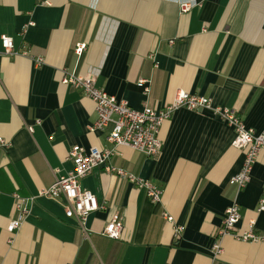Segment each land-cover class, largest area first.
<instances>
[{"label": "crops", "instance_id": "crops-1", "mask_svg": "<svg viewBox=\"0 0 264 264\" xmlns=\"http://www.w3.org/2000/svg\"><path fill=\"white\" fill-rule=\"evenodd\" d=\"M182 2L193 4L189 13H181ZM3 35L29 55H0V138L9 144L0 145V264H264V241L216 237L234 201L241 213L235 232L264 233V150L237 191L229 181L245 153L233 146L235 130L209 109L175 110L162 126L157 157L120 147L113 158L153 181L159 203L97 167L81 184L107 208L90 214L87 237L66 216L63 199L39 196L58 169H73L67 157L74 146L108 145L107 131L91 130L94 102L63 84L67 73L92 75L137 110L163 109L182 90L208 97L264 131V0H0V51ZM79 43L87 44L81 57ZM140 79L149 81L148 96ZM15 194L37 198L11 235ZM115 213L124 223L119 240L101 235Z\"/></svg>", "mask_w": 264, "mask_h": 264}, {"label": "built area", "instance_id": "built-area-1", "mask_svg": "<svg viewBox=\"0 0 264 264\" xmlns=\"http://www.w3.org/2000/svg\"><path fill=\"white\" fill-rule=\"evenodd\" d=\"M193 4L190 2L181 3V13H189ZM0 55L15 57L19 55H29L26 46L17 50L13 38L3 35ZM87 48L86 43H79L75 46L74 52L81 57ZM153 58V55L150 56ZM38 65L44 61L41 57L36 60ZM63 84L79 90L86 98L91 99L95 104L96 119L91 126L92 131H107V143L105 147H92L87 150L79 145L74 146L68 153L67 159L73 164V169L65 174L56 171L55 182L48 188L39 192L41 197L63 199L66 206V216L75 218L83 233L88 237L86 223L91 213L106 209V203H100L97 197L88 189L83 188L81 182L91 175L97 167H103L107 173H114L121 180L133 183L137 188L143 189L152 203L161 201L162 191L151 180L142 179L138 175L131 173L112 163L114 157L119 155L120 147H130L147 157H157L163 147L160 133L165 121L169 120L178 108L184 107L193 111L212 110L218 117L231 126L236 133L233 146L245 153L244 163L241 170L231 177L229 183L237 191L244 189L251 179V174L257 162L258 156L264 150V131L257 132L248 127L244 119L234 110L223 107H214L212 100L208 97L191 94L187 91H180L176 99L166 105L163 109H158L146 104L142 110L134 109L124 100H118L96 84V79L92 75H81L76 72L67 73L63 78ZM149 81L140 79L138 85L144 88L145 95H149L150 87L146 86ZM32 131L33 128L29 127ZM0 145L8 148L9 144L0 138ZM16 218L12 219L7 226V231L14 235L22 227L26 217L30 213L28 201H35L37 197L29 200L15 194ZM259 212L264 211V192L260 199ZM169 221L173 217L165 214ZM241 220L239 204L234 201L226 210L221 227L216 237L221 238L232 235L243 242L264 241V233L257 234L253 227L244 232H235ZM124 230L123 219L120 214L115 213L111 221L101 233L102 236L119 240ZM182 227L175 230V237H181ZM222 253L220 243L213 246V255L218 257Z\"/></svg>", "mask_w": 264, "mask_h": 264}]
</instances>
